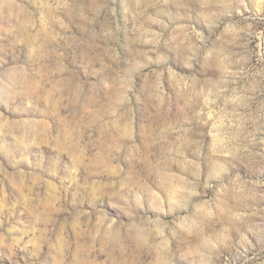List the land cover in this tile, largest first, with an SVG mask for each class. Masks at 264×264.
Returning a JSON list of instances; mask_svg holds the SVG:
<instances>
[{
    "label": "rangeland",
    "instance_id": "obj_1",
    "mask_svg": "<svg viewBox=\"0 0 264 264\" xmlns=\"http://www.w3.org/2000/svg\"><path fill=\"white\" fill-rule=\"evenodd\" d=\"M0 264H264V0H0Z\"/></svg>",
    "mask_w": 264,
    "mask_h": 264
}]
</instances>
